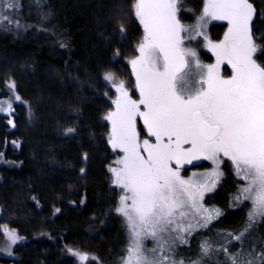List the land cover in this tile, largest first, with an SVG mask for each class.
<instances>
[{"label":"snow or ice","instance_id":"snow-or-ice-1","mask_svg":"<svg viewBox=\"0 0 264 264\" xmlns=\"http://www.w3.org/2000/svg\"><path fill=\"white\" fill-rule=\"evenodd\" d=\"M15 7L6 3L0 20L11 24L13 18L5 13ZM133 7L143 28L138 55L130 61L139 98L111 74L103 76L112 86L104 93L111 104L103 120L110 125L107 143L117 154L115 166L109 167L112 185L121 190L115 212L129 234L121 264H185L174 258L179 246L188 243L194 230L207 229L223 215L219 208L206 207V196L220 184L228 162L243 181L235 204L250 203L247 223L239 234L222 237L225 242L219 247L205 238L201 255L223 254L222 264H264V246L258 255L255 248L237 253L230 247L233 241L243 246L245 233L264 221V61L256 57L264 51V35L258 39L254 32L256 9L250 0H205L197 24L186 26L177 16V0H135ZM209 19L227 22L219 42L204 33ZM125 31L121 26V34ZM201 36L214 63L199 59ZM222 65L231 69L227 78L221 74ZM190 67L196 70L192 80L185 76ZM181 80L184 90L178 91ZM6 86L13 93L17 90L14 82ZM15 99L23 102L19 95ZM7 111H12L11 103ZM139 122L146 138L138 131ZM8 124L15 126L11 119ZM75 131L69 127L66 135ZM194 161H208L210 171L185 178L182 170ZM3 231L9 241L4 251L11 256L9 248L20 238L14 230ZM70 252L80 261L87 259Z\"/></svg>","mask_w":264,"mask_h":264},{"label":"trees","instance_id":"trees-1","mask_svg":"<svg viewBox=\"0 0 264 264\" xmlns=\"http://www.w3.org/2000/svg\"><path fill=\"white\" fill-rule=\"evenodd\" d=\"M182 1L189 12L182 19L189 22L201 0ZM19 2L21 19L31 27L18 37L0 30V98L7 97L11 81L24 103L14 105V127L0 115V237L1 228L8 226L24 243L14 250L15 258L0 255V264H74L63 255L64 246L91 253L100 264H120L126 237L114 213L116 193L108 184L107 166L114 154L102 117L111 104L104 93L111 89L103 76L113 73L129 81L125 60L142 35L133 0ZM250 2L259 39L264 35V0ZM43 23L48 30H41ZM210 30L217 38L222 27ZM256 57L264 61V51ZM69 127L76 129L74 134L66 135ZM235 191L228 167L206 196L208 206L223 211L204 235L214 236L209 239L215 247L245 224L246 204H229ZM200 246L201 237L194 235L182 250L199 252ZM218 260L222 264L223 254Z\"/></svg>","mask_w":264,"mask_h":264},{"label":"rangeland","instance_id":"rangeland-1","mask_svg":"<svg viewBox=\"0 0 264 264\" xmlns=\"http://www.w3.org/2000/svg\"><path fill=\"white\" fill-rule=\"evenodd\" d=\"M6 3H14L16 5V7L14 9L9 10L5 13L7 16H11L13 18V22L11 24H8L7 21L0 20V30L14 34L15 36L18 37L23 32H25L27 29H29L31 26L24 23L23 20L21 19L19 0H0V12H4ZM134 3H135V0H133V5H134ZM204 3H205V0H201V7H200L199 11L195 14H192V16L189 17V22H185V21H183V19L181 20V22L186 26H195L198 22L199 17L203 15ZM177 4L180 6V11L177 13L178 18H181L183 14L189 15L188 14L189 12H188V10H187V8H186V6L182 0H177ZM133 5H132V7H133ZM133 13H134V7H133ZM137 23L139 24L138 21H137ZM17 24L19 25V27H17ZM217 25H220L222 27V32L217 38H215V36L212 34L210 29L212 26H217ZM139 26H140V29L142 32V35L140 38V41H141L142 37H143V28L140 24H139ZM42 27L43 28L40 27L41 30L43 29L46 31L49 29V27L46 23H43ZM226 30H227V22L226 21H218V20H210L209 19L207 24L204 25V33L207 35L208 39L213 41V42H219L220 40H222L223 34ZM213 33L216 34V30ZM197 40L201 44V46L198 48V56H199V59L201 60V62L204 64L214 63L215 58L207 50V48L203 46V37L202 36L198 37ZM197 40H193V41H187L186 40L185 43L186 44H192L193 46H195L197 43ZM137 46H138V44L136 45L135 52H134L133 56H131L125 60L126 67L129 71V81L128 82L122 80L121 78H119L118 76H116L113 73H108V74H111L117 82H123L125 84L126 89L129 91L130 95H132L136 99L139 98V94L135 88V77L132 74V68H131L130 61L133 58H135L136 55H138V53L136 52ZM221 74L227 78L228 76L231 75V69L227 65H222ZM195 75H196V70L194 68L190 67L189 69L186 70L185 76L187 79L192 80L195 77ZM9 83H12V82L10 81ZM105 83H107V85L111 89L112 86H111L110 82H105ZM183 86H184L183 80L178 81V84H177L178 91H183L184 90ZM7 93H8L7 97L0 98V115L7 117L8 120L11 119L13 121L12 116H13L14 105L15 104H24V103L21 101H17L15 99V96L18 95L16 91H15V93H13L12 91H10L7 88ZM114 96H115V94L113 93L111 98H114ZM110 102H111V99H110ZM9 103L12 104V111L10 113H8V111H7V106ZM106 113L104 115H106ZM104 115H103V117H104ZM103 117H102V121L104 123H106V125H107V136L106 137L108 140V133L110 132V125L107 124V122L103 120ZM10 126L12 127L13 125H10ZM138 131L141 132L142 138H146V132L143 131L142 122L138 123ZM113 154H114V158H113L112 162L107 166V175H108L109 187L112 191H114L116 193L117 202H118L119 196L121 194V190L118 188H115L112 185V175L109 171L110 166H115L113 162L117 158V154L114 152H113ZM224 167H225L224 165H221L222 169H224ZM228 167H229L230 172L232 173V175L234 176V178L236 180V191H237V186L238 185L242 186L243 181L237 180L234 171H232V169H231L230 162H228ZM210 169H211V164L208 161H194L193 165H186L184 167V170H182V175L185 178L191 177L193 175V173H195L197 176H200L201 174H204V173L210 171ZM223 178H224V176H223ZM236 191L231 196L229 204H230L231 208H236L237 206H239L241 204H246V206H247L246 220H245V224H244L243 228L240 230V231H243L245 226H246V223H247L250 203L245 201L241 204H235V193H236ZM210 194H212V193H210ZM210 194H208V195H210ZM206 207L218 208L216 206H208L207 204H206ZM114 213H115V215H116V217L120 223V226L124 230L125 237H126V248H127L128 240H129V234L126 230L124 220L122 217L117 215L115 211H114ZM217 219H214L211 222V224ZM211 224H209V225H211ZM5 228L14 230L16 236L18 238H20L17 240L16 244L10 246L9 250L12 252L11 256L7 255L6 252L4 251V249L9 246L8 238L4 235V231H3V229H5ZM206 230L207 229H196L193 231L192 236L198 235L199 237H201V242L205 238L213 239L214 236L204 237ZM239 232L237 234H239ZM233 234H235V233H233ZM192 236H190L188 238V243L179 246V248L177 249L178 255L174 258L176 260H184L185 264H218V262H219L218 257H220V255H210V256L204 257L201 255L200 251L198 252V251H192V250H187V251L182 250V248L188 247L189 240L192 238ZM23 243H24V239L18 234V232L15 229L10 228L8 226H4L1 228L0 255H2L4 257L15 258L14 254H13L14 250L17 247L21 246ZM146 243L149 247H151V244H152L151 241H147ZM233 244H234L233 250L236 251L237 253L252 251V249L255 248L256 253L258 255L259 249L262 246H264V221H258L255 224L253 229H250L247 233H245L243 246H240L239 243L236 241H233L232 245ZM230 247H232V246H230ZM70 250L84 254L87 257V259L84 261H80L76 256H73L71 254ZM62 253L65 257L72 259L74 264H100L93 254L85 252V251H83V250H81L75 246H64L62 248ZM120 264H121V261H120Z\"/></svg>","mask_w":264,"mask_h":264}]
</instances>
